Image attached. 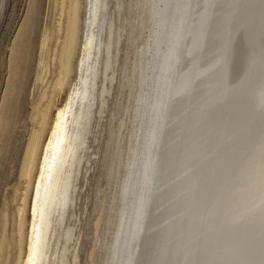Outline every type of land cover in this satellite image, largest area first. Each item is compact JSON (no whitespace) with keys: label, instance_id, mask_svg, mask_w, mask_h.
I'll return each mask as SVG.
<instances>
[{"label":"snow or ice","instance_id":"obj_1","mask_svg":"<svg viewBox=\"0 0 264 264\" xmlns=\"http://www.w3.org/2000/svg\"><path fill=\"white\" fill-rule=\"evenodd\" d=\"M64 7L78 11L80 4L73 0ZM88 8L90 13V2ZM115 8L123 10L127 26L139 36L137 103H146L148 110L141 116L137 109V148L127 171L121 169L115 241L94 247L98 258L87 264H264V0H117ZM72 32L70 16L69 68ZM241 32L248 55L233 81V43ZM85 57L98 59L91 42L79 59L80 79ZM88 70L94 76L95 65ZM108 71L105 64L106 82ZM58 86L63 88V78ZM67 111L56 113V139L48 140L38 167L30 199L32 235L26 251L21 244L19 264H45L47 193L65 142ZM109 156L114 161L111 149ZM71 191L69 183L59 212L66 249L75 242L73 230L63 232ZM47 264L81 261L69 249L65 257L49 256Z\"/></svg>","mask_w":264,"mask_h":264},{"label":"bare ground","instance_id":"obj_2","mask_svg":"<svg viewBox=\"0 0 264 264\" xmlns=\"http://www.w3.org/2000/svg\"><path fill=\"white\" fill-rule=\"evenodd\" d=\"M72 2L73 0L53 1L55 10L59 6V17L57 18L56 25L50 27L45 23L40 35L36 73L33 82L34 87L38 89L37 99L35 97L32 98L31 128L21 157L18 183L12 196V201L14 202V227L10 238L6 232L7 218L4 216L3 228L0 234V264H9L10 261L12 264H19L22 258V242L24 245L23 251H26L28 238L32 235L30 199L34 196V180L39 177L38 167L40 163H43L44 148L48 147V140L52 139L54 142L56 139V136L53 135L56 113L65 107L68 108L65 116V142L61 145L60 159L52 169L49 180V191L47 193L48 211L45 214V233L48 241V251L45 253V264H47L49 256L56 257L57 259L65 257L69 249L71 254L75 255L79 260L78 248L82 238V227L79 226L81 217H78L74 208L80 197L77 190L80 188L81 178L85 174L90 173L92 160L97 158L96 151H91V149L94 143H96L98 127L108 107L107 97L111 94L112 86L117 80L116 75L119 68L118 46L121 42L122 32H124L123 25L125 21L123 15L120 13L121 10L118 11L115 8L117 0H103V3H101V0H77L80 4L78 11L69 10L64 7L66 3ZM89 2L91 3L90 13L88 8ZM130 2L132 4L138 2L151 3L153 0H130ZM82 9L83 16L81 18L80 12ZM89 15H91L93 22L92 28L88 26ZM70 16L73 19V47L71 52V67L69 68L67 67L68 58L65 52V41L68 36ZM86 31L88 33L87 40L85 39ZM78 40H80V43ZM109 40L111 42V49L108 47ZM89 42H91L93 55L97 56L98 59L89 61L85 57L84 75L80 79L79 59L85 45ZM247 55L248 49L241 32L233 43V59L230 65L231 80L238 79L242 74ZM74 57H76L75 62ZM73 63L75 64V75L72 79L70 78V74ZM90 63L95 65L94 76L88 70ZM105 64L109 66L107 82L105 81ZM137 72H139L138 69ZM61 78H63L62 89L58 86ZM130 82L131 79H127L125 86ZM139 84L141 88L140 80ZM105 89L108 95L102 97L101 92ZM85 92H87L88 98H84L83 94ZM139 93H137V96H139ZM101 103H103V107H101ZM134 103L135 109H133V112L135 114H137V109L140 110L141 116L147 112L146 103L143 105L138 104L137 99L133 101ZM90 104H92L91 109L89 107ZM121 121H124V119L120 118L119 126ZM131 124H137L135 119H133V123ZM61 127H64L63 121ZM136 127L135 131L127 137V142L131 144V147L127 149L125 160H128L129 155L134 154L136 151V140L139 138L140 132L139 124ZM142 143L143 141L141 140ZM120 149V138L117 136L113 149L114 165L119 160ZM49 159H51V151H49ZM125 170L127 171V167H125ZM109 175H113L112 167L109 168ZM123 182L119 183V189L123 185ZM69 183L72 185V203L69 205L66 217L67 226L63 229V232L73 230L75 242L69 245V249H66L61 231V224L64 223V220L59 212L65 190ZM41 193L43 196V188L41 189ZM37 222L39 223V216H37ZM100 222L101 219L97 218L94 224L95 238L88 255L89 259L94 254V247H97L99 244L96 233L98 232ZM107 223L110 224V221ZM118 227L119 223L117 219L116 229ZM115 235L116 232L111 237L113 238L111 244L115 241ZM122 244L123 240H121ZM10 249H13L12 260L9 257ZM23 258L26 260V255Z\"/></svg>","mask_w":264,"mask_h":264},{"label":"rangeland","instance_id":"obj_3","mask_svg":"<svg viewBox=\"0 0 264 264\" xmlns=\"http://www.w3.org/2000/svg\"><path fill=\"white\" fill-rule=\"evenodd\" d=\"M53 1L1 0L0 3V122H3V126H0V234L6 216L9 238L14 227L12 196L18 183L21 157L31 128L32 98L37 99L38 89L33 82L40 35L45 23L50 27L55 26L59 17V6L55 10ZM127 2L131 3L130 0ZM120 13L125 22L118 46L117 80L107 97L108 107L98 127V140L91 149L96 151L97 158L92 160L90 173L80 180V188L77 190L80 197L74 206L78 217H81L79 226L82 227V238L78 248L81 264H87L89 260L97 218L101 219L96 233L99 239L97 247L104 243L111 246L119 211L117 193L119 183L124 180L121 169L127 167L125 155L131 147L127 137L137 128V124L131 123L137 116L133 112V101L141 91L136 51L139 36L133 34L130 24L127 26L128 17L123 10ZM82 16L83 9L80 12ZM144 43L146 46L147 39ZM74 75L73 63L70 78L73 79ZM127 79H131V82L125 86ZM120 118L127 122L123 129L119 126ZM117 136L120 138L121 149L119 160L114 165L109 150L113 153ZM110 167L113 168L112 176L109 175ZM108 221L110 224H106ZM9 257L12 260L13 249H10ZM93 257L98 258L96 253Z\"/></svg>","mask_w":264,"mask_h":264}]
</instances>
